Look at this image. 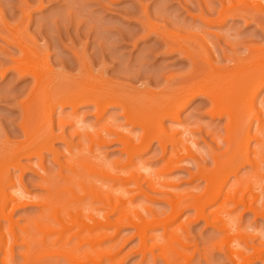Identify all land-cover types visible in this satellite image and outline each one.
I'll return each instance as SVG.
<instances>
[{
	"label": "rangeland",
	"instance_id": "obj_1",
	"mask_svg": "<svg viewBox=\"0 0 264 264\" xmlns=\"http://www.w3.org/2000/svg\"><path fill=\"white\" fill-rule=\"evenodd\" d=\"M229 1L225 0V3H231L233 0ZM236 1L240 2V0ZM220 6L221 0H0V160L4 164L8 163L11 145L25 138L23 130L29 131L43 122L40 119H43L45 113L44 106L35 97L37 94H34L38 93L36 80L31 73L19 67L22 63L34 64V67L43 69V72L44 70L46 73L51 72L54 80L56 76L57 78L56 81H50L51 84L48 82L50 86L53 85L52 82L59 80L57 83L63 85L67 93L74 94H81L86 88L88 91L95 83L102 85L104 80L124 90L145 89L150 92L161 91L166 89L165 87L168 89L178 84L184 85L194 80L192 76L202 74L210 65L218 68L234 65L233 63L238 59L246 56L249 47L264 42V19H262L264 14L260 16L261 12L260 14L254 12L262 20L258 15H256L257 18H253L254 14L249 17L248 13H243L245 17L242 13H237L239 15L236 14V16L229 14L224 17L225 19L220 20L221 17L218 16ZM12 32L19 33L22 38L24 36V40L29 42V51L20 50L18 43L15 42L16 35ZM188 36H192L194 40ZM178 41L186 43L194 53L193 56H198L200 61L194 57L197 58V62L192 55L186 53L178 45ZM84 66L91 67L88 68L90 78V72H93L92 76L95 75L91 78V83L88 81L89 77L83 80V73L87 71ZM97 80L98 82H95ZM172 83L176 84L171 85ZM50 86L47 87L50 88ZM59 86L58 88H63ZM95 86L94 88L97 89L100 87V85ZM53 90L60 91L57 87ZM36 102L40 104V107ZM255 103L257 107L264 105V84L256 94ZM78 105L75 110H72L68 104L63 107L58 105L53 115L54 132L60 133L63 129L66 138L54 141L65 168L69 164L66 140L71 142L75 150L83 145L80 133L76 132L78 128L82 132L86 129L91 132L98 131L107 123V120H110L109 118L113 119V116H116L117 121L113 119L116 122L112 121L113 124H119V127L122 126L125 131L131 129L133 134L141 133L140 126L132 127L125 122L118 104L108 105L102 116H96V106L90 100ZM211 109V101L198 94L179 109L178 118L163 119L166 130L170 133L174 131L177 136L178 130L186 128V125L198 127L195 130L188 128L189 126L187 128L193 130V133L190 131L189 135L195 141L197 150L200 149L199 152L202 150L204 153L201 154V161L203 162L202 158H204V164L208 161L207 166L212 165L210 156L213 152L220 154L226 148V117L214 116ZM62 115L67 117L65 119L68 122L73 120L75 123L77 120V124L74 125L71 122L58 124ZM131 130L130 133H132ZM110 135L115 136L113 132ZM108 142L101 144L102 147L99 148L102 149L98 153H104V156L106 155L105 157L109 159L107 161L112 160L119 166L124 165L127 157L126 153L120 149V143L115 140ZM250 143L251 157L254 158L258 141L250 140ZM135 159L140 164L142 162L147 164V169L152 167L158 171L162 170L167 160L156 140L137 154ZM183 159L182 166L168 173L174 176L175 179L172 182L176 183L168 186L174 188L173 185L175 189L187 195L198 194L204 185V180L191 176L197 169V160L192 157ZM21 160L28 167L23 170L21 183L34 196L47 194L48 192L40 183L42 171L38 164V157L32 155L21 157ZM42 163L48 171L58 172L59 164L48 150H44ZM9 166L11 173L16 176L21 174V169L12 164ZM144 167L146 168V165ZM64 170L68 172V168ZM249 170L250 166L246 163L240 166L238 173L243 176ZM232 177L228 180L230 184H232ZM143 185L147 188L146 182ZM262 188L264 190V187ZM7 189L10 190V187ZM147 190L151 191L147 192L153 198H144L140 193L136 196V200L142 203L143 199L145 201L147 199V202H143L149 203L148 205H151L158 217L170 214V206L161 193ZM220 202L215 200L205 205L204 213L209 221L199 216L190 222L192 236L190 235L189 238L193 239L190 240L188 252H194L192 261L196 264H246L242 245L246 244L245 256L252 254L253 246L264 251V216L258 213L256 215L252 210H243L241 219L239 217L238 224L233 225L232 231L223 229L221 232L209 223L214 220V213ZM237 208H234L236 210L234 212H237ZM40 210L41 208L31 205L14 208L13 212L7 209V212H12L11 227L17 235V241L3 243L0 240V264H34L37 258L44 256L51 258V264H73L75 261L94 264V260L97 259L98 264H167L162 252L167 246L164 242L168 243V240L171 241L172 238L166 237L162 247L159 248L161 243L157 242L154 234H161L163 231L161 226L148 228L145 241L141 239L139 233H136L132 225L120 226L119 231L114 226H110L106 230L108 233H104L105 237L102 239V247L106 248L97 250L89 245V241L85 242L91 233L87 231L88 228L83 226L82 228L80 224L74 222L65 223L67 225L60 223L58 228L62 233L58 234L62 237L54 245L38 248L32 246L33 244L30 246L26 240H23L22 229L31 230ZM194 212L193 207H185L171 225L174 227L185 218L193 219ZM1 220L5 226L10 225L9 219L1 218ZM171 225H168V229L172 227ZM242 235L246 239L242 238ZM68 238L70 241L67 242ZM83 238L85 241H82ZM123 238L126 240L122 241ZM214 239L224 244V253L210 248L209 243L211 244ZM175 243L173 240V244ZM169 244L171 246V242ZM231 247L235 249L231 250ZM172 248H169L172 254H176ZM153 253L155 261L152 259ZM232 253H234V259L230 260L229 256ZM176 258L178 260L176 259L175 264H183L186 261L184 260L186 258L182 256L176 255ZM250 259L251 261L247 264H264L261 257Z\"/></svg>",
	"mask_w": 264,
	"mask_h": 264
},
{
	"label": "bare ground",
	"instance_id": "obj_2",
	"mask_svg": "<svg viewBox=\"0 0 264 264\" xmlns=\"http://www.w3.org/2000/svg\"><path fill=\"white\" fill-rule=\"evenodd\" d=\"M228 2L230 1L228 0ZM232 2L225 3V0H221V6L218 9L220 20L225 19L224 17L229 14H235L236 16L237 13H248L249 17H252L254 12L258 14L261 12L260 16L264 14V0ZM256 15L254 14L255 17L253 16V18H257ZM260 16L258 15V17ZM262 19H264V16H262ZM14 35H16L15 42L18 43L17 46L20 47V50L29 51V42L25 41L26 39L24 40V36L22 38L19 33H14ZM188 38L194 40L192 36H188ZM262 43L249 47V52L246 56L238 59L230 67L218 68L210 65L202 74L192 76L194 80L191 82L184 85L172 83L171 85L175 86L168 89L165 87L166 89L156 92H150L145 89L138 91L133 89L124 90L120 86L110 85L111 83L104 82V80L102 85L98 83L100 85L98 89L94 88L95 83L92 84L94 85L93 88H89L88 91H86L87 88H84L85 90L81 94L67 93L65 87L57 83L58 79L57 82H52L53 85L50 86V81H56L57 76L54 80V75H51V72H47L49 73L47 74L45 70L43 72V69L39 70L41 68L34 67V64L27 65L25 62L22 63V66L20 65L19 67L23 71L31 73L36 80V92L39 94H34H37L35 97L44 106L45 113L44 116L42 115L43 119H40L43 122H40L38 127L29 131L24 129L25 138L11 145L10 160L6 163L8 165L0 160V240L3 243H14L17 241V235L11 227L13 223L12 212L14 208L31 205L41 208L40 214L31 230L22 229L21 235H23V240H26L29 245L33 244L32 246L37 248L54 245L62 237L58 234L62 233L58 228L60 223L67 225L65 223L72 224L74 222L78 223V225L80 224L81 227L88 228L89 230L87 229V231L91 232L88 235V240L85 241L86 238L84 237L85 239L83 238L82 241L87 243L89 241V245H92L91 247L97 250L106 248L102 247V239L105 237L103 234L106 233L110 226H114L119 231L120 226L132 225L143 241H145L148 228L161 226L163 228L161 234H154L158 240L157 242L161 243L159 248L162 247V242L168 236L172 238L171 241L168 240L171 242V246H175L172 248L169 242H164L165 246L166 244L167 246L162 253L167 264H175L178 260L176 255L186 258L183 264H196V262L192 261L194 252H188L190 240L193 239L189 238L191 235L190 222L199 216L200 218L203 216L209 221L204 213L205 205L207 206V204L215 200L221 201L217 210H215L214 220L209 222L221 232H223V229L232 231L233 225L238 224L239 217L241 219L243 210H252L256 215L258 213V215L264 216V190L262 188L264 187L262 186L264 183V105L257 107V103H255L256 94L264 84V42ZM178 45L186 53L192 55L193 58H198V56H193L194 53H192L191 48L186 43L178 41ZM197 58H194V60L197 61ZM198 61H200V58H198ZM88 68L91 67H86L87 71L84 69L87 73L90 70ZM86 72V76L83 73V80L90 76L89 73L87 76ZM92 73L90 72L91 78L95 76H92ZM91 78L88 80L90 83ZM98 80L101 82L100 78ZM98 80L95 82H98ZM93 81L92 83H94ZM54 83L58 85L55 84V86ZM59 85L63 86L62 89L64 90L58 88ZM99 85L96 84L97 87ZM47 86H50V88ZM55 87L60 91L53 90ZM198 94L207 97L211 101V113L214 116L226 117V148L223 153H212L210 156L212 157L211 166H207L208 161L205 164L203 163L204 158H202L203 162L201 161L203 152L202 150L199 152L200 149L197 150L195 141L189 135V132L192 131L193 133V130L188 128L195 130V128H198L197 126L194 128L191 125H186L187 127L189 126L188 128L186 127L189 131L182 127L183 129L178 130L179 134L177 136L174 131L171 133L167 131L163 124L165 117L178 118L179 109ZM87 100L95 104L96 116H102L104 109L108 105L118 104L121 107L120 111L125 122L132 125V127L133 125L140 126L141 133H134V135L131 129H126L125 131L121 125L122 129L119 124H113L117 121L116 116H113L115 121L109 118L111 121L107 120V123L98 131L91 132L86 129L82 132L80 128L76 129V132L81 135L83 145L75 150L71 142L66 140L69 151L67 155L69 164L68 167L66 166L68 172H65L64 169L66 168L59 158L60 151L54 145L55 140L65 138L64 132L63 129H61L60 133L54 132L53 115L58 105L63 107V105L68 104L72 110H75L76 106H79L78 104L81 102L86 103ZM40 104L38 103L39 107ZM63 117L62 115L58 124L68 122L65 119L67 117ZM70 122L74 123L73 120L68 123ZM75 124H77V120H75ZM130 130L132 133H130ZM112 132L113 135L115 134V136L112 135L113 137L110 135ZM111 140L112 142L113 140L118 141L121 146L120 149L126 153V163L122 166L117 165L112 160L107 161L109 159L105 157L106 155L104 156V153L99 152L103 156L98 153L102 149L99 148L101 144L105 142L107 144ZM154 140L161 147L163 156L165 155L167 158L164 167L160 171L153 169L151 166L149 168L151 167L152 169H147V164L144 162L140 164V162L135 161V156L148 148ZM250 140L258 141V147L254 151V158L251 157ZM44 150L51 152L53 159L58 162L57 173L48 171L43 166ZM32 155L37 156L39 159L38 164L42 171L40 183L48 192L47 194L34 196L21 183L23 170L28 168L22 162L21 157H30ZM185 157H192L197 160V169L191 176L200 177L204 180L201 191L195 195L188 194V196L175 189L173 185L176 183H174L175 181L172 182L175 178L170 174L168 175L170 171L182 166L181 162ZM246 163L249 164L250 170L241 176L238 170L241 165ZM11 164L21 169L19 176L11 173L9 166ZM145 165L146 168L144 167ZM33 169L36 170L35 168ZM231 176H233L231 178L232 184L228 183ZM142 181L147 183V188L143 185L145 182L142 183ZM172 183L174 188L168 186ZM8 187H10V190L7 189ZM147 189L155 193H161V196L164 197L170 206V214L158 217L153 212L151 205L144 203L147 202V199L146 201L143 199L144 202L142 201V203L136 200V196L140 193L143 194L144 198H153L148 193L151 191ZM189 206L195 210L194 218H185L173 227L171 223L176 220V216L185 207ZM234 208L238 209L237 212H234L236 211ZM7 209H11L12 212H7ZM1 218L9 219L10 225L5 226ZM168 225L172 226L169 228L170 230ZM69 238L68 240L66 239L67 242L70 241ZM242 238L246 239L244 235H242ZM125 240L126 238L122 239V241ZM173 240L176 242L175 244H173ZM215 240L217 239H214L211 244L209 243L210 248L224 253V244ZM77 245L79 246V243ZM156 246L154 245V247ZM242 246L244 261H247L246 264L251 261L250 258L252 257H256V259L261 257L264 262L263 249L253 246L252 254L245 256L246 244ZM169 248H172L176 254H172ZM234 249L231 247V250ZM199 254L201 255V252ZM229 258L233 260L234 253L230 254ZM152 259L156 260L154 253L152 254ZM36 260L34 264L52 263L49 256L48 258L47 256L40 257V259L37 258ZM93 263L98 264L99 260H94ZM73 264H84V262L75 261Z\"/></svg>",
	"mask_w": 264,
	"mask_h": 264
}]
</instances>
